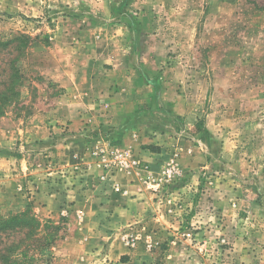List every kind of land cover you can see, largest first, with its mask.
Wrapping results in <instances>:
<instances>
[{"label":"rangeland","instance_id":"obj_1","mask_svg":"<svg viewBox=\"0 0 264 264\" xmlns=\"http://www.w3.org/2000/svg\"><path fill=\"white\" fill-rule=\"evenodd\" d=\"M7 40L0 211L57 226L46 264H264V0H0ZM131 86L151 162L100 121ZM115 148L137 166L107 170Z\"/></svg>","mask_w":264,"mask_h":264},{"label":"trees","instance_id":"obj_2","mask_svg":"<svg viewBox=\"0 0 264 264\" xmlns=\"http://www.w3.org/2000/svg\"><path fill=\"white\" fill-rule=\"evenodd\" d=\"M18 41L26 38L16 37ZM10 43L0 41V52ZM22 52L21 46L15 47ZM21 75L18 68L11 67L0 89V114L4 113L2 106L14 98L18 93ZM41 227V228H40ZM57 226L41 222L29 210L19 213L4 214L0 211V264H46L49 254L46 249L55 240Z\"/></svg>","mask_w":264,"mask_h":264},{"label":"crops","instance_id":"obj_3","mask_svg":"<svg viewBox=\"0 0 264 264\" xmlns=\"http://www.w3.org/2000/svg\"><path fill=\"white\" fill-rule=\"evenodd\" d=\"M133 58L134 57L132 56V59ZM112 64L114 66L116 65V63H112ZM136 64L137 62H134L135 66ZM126 65L128 66V68H126ZM124 69H125L124 72H121L120 70H116V73H120V76H122V77H117V78H123V81L125 78H128L131 80V83H133L135 80L141 79L140 78L141 73L138 72V69L135 70L134 66L130 68L129 64L126 62ZM99 79L100 81H104L103 77H99ZM66 81L67 80H65L64 83H66ZM67 82L69 83V81ZM136 91L137 90L135 89V87H132V86L122 87V88L118 87V90L116 94H114V97L119 96L122 98L116 101L114 100L113 103L110 102V104H111L112 110H116V111L118 110L121 113L118 116L113 117L111 121L110 119H100V121L103 122L104 128L112 130L114 135L120 136L123 139V141L126 142L127 145L132 146L142 162H144L143 160L145 161L147 160L151 162V160H153L154 158L153 155L155 152H152L148 150L147 148H142L141 144L144 141H141V139H138V138L136 139L131 138L128 134L130 129L134 128L136 124L141 125V123L138 122V119H137L138 114L134 113V110H135L134 104L136 103L135 101L136 99L134 98L137 93ZM71 125H73L74 128L78 126L76 122L72 123ZM142 126H145L146 129L148 127V125L143 124V123H142ZM171 126H173V121H172ZM146 129H144V131L148 132ZM171 129L172 128L170 127V130ZM150 164L152 167L153 163H150ZM95 171L97 170L94 169V172ZM142 175H144L143 171L136 173V175H134V173H131L129 175L117 174L116 179L120 182L121 186L127 190L126 195L119 193L118 196L128 198V200L138 201L142 197L143 193H141L139 191V188H137L139 181H137L138 178L136 176L139 177ZM38 198H41L43 202H49L50 200H52V197L45 196L42 193L38 194Z\"/></svg>","mask_w":264,"mask_h":264},{"label":"built area","instance_id":"obj_4","mask_svg":"<svg viewBox=\"0 0 264 264\" xmlns=\"http://www.w3.org/2000/svg\"><path fill=\"white\" fill-rule=\"evenodd\" d=\"M102 150V149H101ZM102 164L106 167L107 170H123L127 171L130 168L137 166L136 158L132 155L130 150L125 148H115L106 153V151L102 150ZM110 156V158H109ZM170 173V170H169Z\"/></svg>","mask_w":264,"mask_h":264}]
</instances>
